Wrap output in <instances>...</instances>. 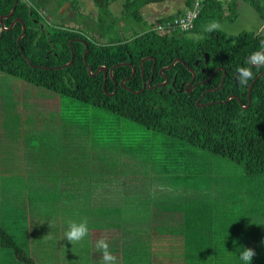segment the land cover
Returning a JSON list of instances; mask_svg holds the SVG:
<instances>
[{
  "label": "trees",
  "instance_id": "trees-1",
  "mask_svg": "<svg viewBox=\"0 0 264 264\" xmlns=\"http://www.w3.org/2000/svg\"><path fill=\"white\" fill-rule=\"evenodd\" d=\"M49 1L19 0L14 14L4 18L6 27L15 18L23 19L26 30L20 44L22 22L0 32V264H37L38 257L45 253L48 257L49 246L61 262L62 252L74 259V250L80 248L87 253L86 264H104L96 249L100 236H105L117 264H244L239 256L245 247L253 249L250 241H257L258 248L249 264H264V189L248 191L245 208L233 216L237 231L227 230L226 223L214 217L207 195L190 185L167 192L166 186L136 177L132 171L143 174L150 168L148 160L144 167V160L136 158H144L137 145L128 149L122 140L118 147L101 149L91 143L97 126L83 118L87 112L94 120L93 115L97 118L103 112L138 123L174 142L241 165L248 180L253 178L264 187V74L257 78L264 66L247 63L251 54L264 47V30L234 35L222 28L203 30L212 21L221 25L234 19L239 14L237 0L227 7L223 0H203L192 27L174 34H165L161 26L185 10L149 23L141 8L165 0H125L122 18L134 27L129 37L110 9L116 0H94L97 19L90 14L84 19L77 16L79 25L70 27L65 21L45 24L43 6L57 12L64 4L61 0L49 7ZM243 1L264 19V0ZM14 3L0 0V15L9 14ZM193 4L194 0H186V8ZM134 22H144L145 28L138 30ZM72 50L73 63L65 65ZM88 65L92 72L106 65V79L102 70L91 75ZM112 66L114 79L109 72ZM239 67H251L253 72L246 87L235 78ZM190 68L196 71V86L189 91ZM6 76L40 87L37 98L46 104L10 99ZM144 80H151V86L143 89ZM198 99L200 104L210 103L199 106ZM114 120L105 122L113 127ZM87 153L90 159H85ZM195 155L198 160L205 157ZM192 156L183 155V177H198L200 182L204 171L198 172ZM126 157L137 164L126 167L122 164ZM151 169L161 177L155 181L163 183L160 172L169 171L154 165ZM84 217L88 235L72 244L64 235L68 221L79 223ZM13 227L26 233L30 247L17 242ZM5 249L14 252L16 261Z\"/></svg>",
  "mask_w": 264,
  "mask_h": 264
},
{
  "label": "rangeland",
  "instance_id": "rangeland-1",
  "mask_svg": "<svg viewBox=\"0 0 264 264\" xmlns=\"http://www.w3.org/2000/svg\"><path fill=\"white\" fill-rule=\"evenodd\" d=\"M51 1L52 3H50V6H53L61 0ZM124 1L125 0H116L115 2H112L110 4V9L116 17L121 19L119 25L126 27L125 34L129 37L133 34L134 27L129 25V23L122 18ZM223 1L227 7V5L229 6L233 0ZM63 3V6L58 11V16H53L54 20L49 19L50 22L65 21L66 25L70 27L79 25L76 22L77 16L78 19H84L89 17L87 15L90 14L94 20L97 19L98 7L94 0H79L76 4L72 3V0H64ZM237 3L239 14L232 20L226 19V21L221 23V28L229 35L237 34L242 30H258L259 32L264 30V19H260L259 13L255 8L243 0H237ZM185 8L186 0H165L162 2L149 3L141 8V12L145 19L144 21L151 23L160 16L173 14L178 10H185ZM145 25L144 22H134V26L137 27L138 30L145 28ZM96 36H98V34H96ZM6 77L7 84L11 86V88L7 86L10 90L6 91L10 99L20 97L26 103L34 101L39 105L46 104L43 100L37 98V92L41 90L40 87L14 77ZM48 108L51 109L50 107ZM98 114L99 116L97 118H94V115L92 116L94 120H91L90 117H88L87 112L83 116L85 122L90 121L97 126L98 132L95 135L94 133L90 135L91 140L93 141L91 143H94L101 149L118 147L122 144V140L124 141L123 146H126L128 149H130L131 146H133V143H135L138 147L137 150H139L144 157L141 158L136 156V158L138 160H144V167L145 162L148 160V166L150 168H145L146 170H144L143 174H140L142 171L138 169L131 173H135L134 175L136 177L139 176V178L142 179L147 178L148 184L150 185L155 184L157 186H166L167 188L165 190L167 192L174 191L177 187H180L179 191H182L186 185L193 186L194 191L199 190L203 195H207L209 202H211L212 207L214 208V217L219 219L223 224L226 223L227 230L232 228L231 230H234L235 232L237 231L238 220L233 219V216L235 214H240L242 208H245L243 206L246 205L248 191L257 193L259 190L264 189V187H262L260 183L255 182L253 178L248 180L241 165L227 158L213 155L207 151L192 146H184L178 142H174L173 138L166 134L147 129L144 126L129 120L117 118L110 113L100 112ZM102 114L106 115V117L103 118ZM105 119H108L109 121L110 119H115L114 126L112 127L111 125H108L105 122ZM86 130L89 131L90 129L86 128ZM104 130L111 131V134L103 132ZM112 137H115L118 141H111ZM90 150L91 149H88V151ZM195 153L204 154L205 157H200L198 160ZM90 154L91 153L85 154V159H90ZM187 154L193 155L192 158L197 164L198 172L204 171L200 182L198 181V177H194V180L193 178L183 177L186 173V166H184L185 168H182L185 163L183 155ZM103 156L107 157L104 152ZM132 160L133 159L126 157L122 161V164H127L126 167H128L129 164L136 165L137 161L133 160V163H131ZM153 165L155 168L162 171H169L168 173L160 172L163 175L162 178L165 180L163 183L161 182L163 185L158 181H155V179L159 180L161 177L155 176V173H152L153 169L151 168ZM123 168L125 169V167ZM241 198H243L242 201H244V203L240 201ZM261 224H264V217L261 219ZM16 228L17 227H13V232L16 236L17 242L21 245L24 244L25 246L30 247L32 244L28 237L25 238L26 233L22 234L20 231H17ZM255 235L257 234H254V236ZM99 236L100 235L96 234L95 240L99 239ZM100 238H105V236H100ZM253 238L254 237H252L251 240ZM250 244L253 249L258 248L257 241H250ZM51 247L52 246L48 247V257L46 256V253L44 257H38L37 264H72L71 260L73 261V264H86L84 260L87 253L86 251H81L80 248L74 250V259H71V253L62 252L63 262H61L58 261V257L56 256V249ZM5 250L7 255L11 257L12 261H16L14 252H11V249ZM35 253L39 254L37 251ZM42 254H44V252ZM89 262L90 261H88V264Z\"/></svg>",
  "mask_w": 264,
  "mask_h": 264
},
{
  "label": "clouds",
  "instance_id": "clouds-1",
  "mask_svg": "<svg viewBox=\"0 0 264 264\" xmlns=\"http://www.w3.org/2000/svg\"><path fill=\"white\" fill-rule=\"evenodd\" d=\"M221 29V25L218 21H212L208 24L203 25V30L205 32H213ZM264 46V42H262ZM247 63L251 66L260 67L264 66V52H256L251 54L248 58ZM237 79L242 87H246L248 81L253 79V72L251 67H239L237 68ZM234 123H239L234 121ZM89 232L88 219L86 217L81 218L80 222L77 223L73 220L68 221V230L65 232L66 239L72 243L77 244L81 242ZM51 237L49 236V239ZM97 251L102 253L104 264H117V257L113 255L109 250V245L105 239H100L96 243ZM256 255L254 249L245 247L240 253L239 260L243 261L244 264H249L253 257Z\"/></svg>",
  "mask_w": 264,
  "mask_h": 264
},
{
  "label": "water",
  "instance_id": "water-1",
  "mask_svg": "<svg viewBox=\"0 0 264 264\" xmlns=\"http://www.w3.org/2000/svg\"><path fill=\"white\" fill-rule=\"evenodd\" d=\"M18 1H19V0H15L14 6H13V8H12V10L10 11L9 14H7V15H3V16H0V24H1L0 32H1V34L3 33V30H7V29H11V28H13V26L15 25V23H16L18 20L21 21V22L23 23V19H22V18H15L9 27H6L5 24H4V18L10 17V16H12V15L14 14V11H15L16 5L18 4ZM25 30H26V27H25V25H24V23H23V30H22L21 34L19 35V37H18V43H19V44H20V41H21L22 36H23L24 33H25ZM72 42H73V40L70 41V45H71V47H72ZM87 51H88V45L86 44V49H85V52H84V57H86V53H87ZM259 52H264V47H263V48L261 49V51H259ZM85 59H86V58H85ZM73 60H74V52H73V50H72V57H71V60H70L68 63H66L65 65H70V64H72V63H73ZM177 60H180V59H179V58L175 59V60L172 62V64L169 65V66H167V67H165V69H167V68L171 67L172 65H174V63H175ZM206 60H207V61L209 60V54H208V53L206 54ZM29 61H30V60H29ZM63 66H64V65H63ZM114 66H115V65H114ZM114 66H112V67L110 68V70H109L110 75H111V77H112L113 79H114V76H113V69H114ZM132 66H133V72H132V75H134L135 72H136V68L134 67L133 64H132ZM190 69H191V68H190ZM101 70L104 71V73H105V79H106V76H107V74H108V67H107L106 65H102V66H100L95 72H92V68L88 65V71H89V73H90L91 75H95V74H97V73H98L99 71H101ZM191 70H192V72H193V77H192V79H191V81H190L189 84H191V83L193 82V80L195 79V76H196V71L193 70V69H191ZM263 74H264V71L261 72V73L257 76V78H259V77L262 76ZM132 75H131V76H132ZM257 78H256V79H257ZM256 79H254V80L251 82V84L249 85V91H251L252 86H253V84H254V82H255ZM125 80H126V79H125ZM125 80H122V81H121V84H122V85L125 84ZM167 82H168V78H167L163 83H167ZM223 82H224V78L222 79V83L220 84V86H219L218 88H220V87L222 86ZM115 83H116V81H115ZM147 85H148V86H151V80H148V81L144 80L143 89H145V87H146ZM104 87H105V85H104ZM191 89H192V88H189V87L187 88V90H189V91H190ZM112 93H113V92H112ZM112 93H111V94H112ZM232 96H235V95H231L229 98H231ZM197 103H198L199 106H201V105L209 104L210 102L205 103V104H200V99H198Z\"/></svg>",
  "mask_w": 264,
  "mask_h": 264
},
{
  "label": "built area",
  "instance_id": "built-area-1",
  "mask_svg": "<svg viewBox=\"0 0 264 264\" xmlns=\"http://www.w3.org/2000/svg\"><path fill=\"white\" fill-rule=\"evenodd\" d=\"M202 1L203 0H194V4L191 8H186L182 15L169 20L167 24L161 26L163 32L170 34L174 30L190 29L199 14Z\"/></svg>",
  "mask_w": 264,
  "mask_h": 264
},
{
  "label": "flooded vegetation",
  "instance_id": "flooded-vegetation-1",
  "mask_svg": "<svg viewBox=\"0 0 264 264\" xmlns=\"http://www.w3.org/2000/svg\"><path fill=\"white\" fill-rule=\"evenodd\" d=\"M38 2H43V1H46V0H37ZM50 3H52V1L50 2H48V5L50 6ZM63 6V5H62ZM51 7V6H50ZM44 8V7H43ZM46 8V7H45ZM43 9V11H42V13H43V21L45 22V24H47L48 22L47 21H49V19H51V20H54L53 19V16H58V11L60 10H58L57 12H49L47 9ZM5 15H7V14H5ZM0 16H3V15H0ZM59 16H60V14H59ZM19 21V20H18ZM13 22V21H12ZM21 22V21H20ZM47 22V23H46ZM49 25V24H48ZM42 26H43V23H42ZM264 27V26H263ZM259 51H261V49L259 50ZM258 51V52H259ZM165 68H163L161 71H163ZM218 69H216L214 72H216ZM224 73H225V71H224ZM213 74V73H212ZM212 74H211V76H212ZM237 77V75H235V78ZM225 79V74L223 75V77H222V79ZM168 80H169V78H168ZM208 80V79H207ZM191 81V80H190ZM190 81L187 83V85H186V87L188 88L189 86H191L190 88H194L195 86H196V84L194 83V82H192L191 84H189L190 83ZM194 81V80H193ZM222 81V80H221ZM203 82V81H202ZM236 82H237V80H236ZM162 84V83H161Z\"/></svg>",
  "mask_w": 264,
  "mask_h": 264
},
{
  "label": "bare ground",
  "instance_id": "bare-ground-1",
  "mask_svg": "<svg viewBox=\"0 0 264 264\" xmlns=\"http://www.w3.org/2000/svg\"><path fill=\"white\" fill-rule=\"evenodd\" d=\"M44 7V6H43ZM45 8V7H44ZM43 8V9H44ZM46 9V8H45ZM167 20V19H166ZM171 20V19H170ZM167 23V22H166ZM165 25V24H164ZM84 30V29H83ZM179 31V30H178ZM181 31H183V30H181ZM88 32V31H87ZM183 32H185V31H183ZM90 33V32H89ZM172 33V32H171ZM166 34V33H165ZM172 34H174V33H172Z\"/></svg>",
  "mask_w": 264,
  "mask_h": 264
}]
</instances>
